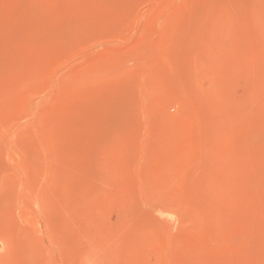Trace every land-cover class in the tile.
<instances>
[{"label": "rangeland", "instance_id": "obj_1", "mask_svg": "<svg viewBox=\"0 0 264 264\" xmlns=\"http://www.w3.org/2000/svg\"><path fill=\"white\" fill-rule=\"evenodd\" d=\"M0 264H264V0H0Z\"/></svg>", "mask_w": 264, "mask_h": 264}]
</instances>
